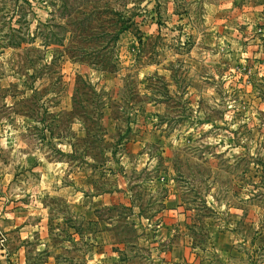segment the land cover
<instances>
[{"label": "rangeland", "instance_id": "rangeland-1", "mask_svg": "<svg viewBox=\"0 0 264 264\" xmlns=\"http://www.w3.org/2000/svg\"><path fill=\"white\" fill-rule=\"evenodd\" d=\"M25 1L0 264H264V0Z\"/></svg>", "mask_w": 264, "mask_h": 264}, {"label": "trees", "instance_id": "trees-1", "mask_svg": "<svg viewBox=\"0 0 264 264\" xmlns=\"http://www.w3.org/2000/svg\"><path fill=\"white\" fill-rule=\"evenodd\" d=\"M3 5L13 3L12 6H3L0 8V48H18L25 43V37L28 36V30L25 32L21 31V28L14 29L13 19L16 16L20 18L14 21V24L19 25L22 23L24 13L22 8L18 5L20 0H1ZM24 4H28L27 1L23 0ZM8 24V26H7Z\"/></svg>", "mask_w": 264, "mask_h": 264}]
</instances>
